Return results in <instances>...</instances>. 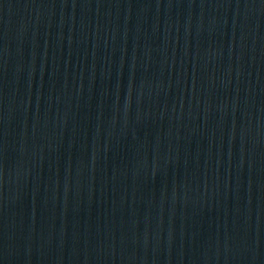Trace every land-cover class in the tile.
<instances>
[{
	"label": "water",
	"instance_id": "water-1",
	"mask_svg": "<svg viewBox=\"0 0 264 264\" xmlns=\"http://www.w3.org/2000/svg\"><path fill=\"white\" fill-rule=\"evenodd\" d=\"M0 264H264V0H0Z\"/></svg>",
	"mask_w": 264,
	"mask_h": 264
}]
</instances>
